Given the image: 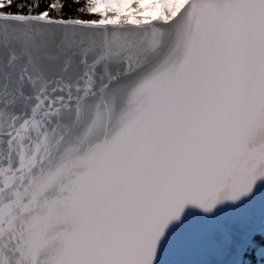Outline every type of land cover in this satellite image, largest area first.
Segmentation results:
<instances>
[{"label": "snow or ice", "instance_id": "obj_1", "mask_svg": "<svg viewBox=\"0 0 264 264\" xmlns=\"http://www.w3.org/2000/svg\"><path fill=\"white\" fill-rule=\"evenodd\" d=\"M0 264H264V0H0Z\"/></svg>", "mask_w": 264, "mask_h": 264}, {"label": "rangeland", "instance_id": "obj_2", "mask_svg": "<svg viewBox=\"0 0 264 264\" xmlns=\"http://www.w3.org/2000/svg\"><path fill=\"white\" fill-rule=\"evenodd\" d=\"M151 13L150 12H146V13H144V15H150Z\"/></svg>", "mask_w": 264, "mask_h": 264}]
</instances>
